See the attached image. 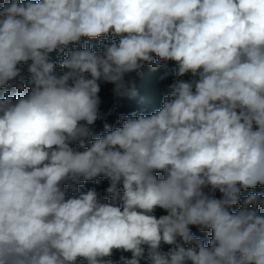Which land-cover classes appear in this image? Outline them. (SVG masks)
<instances>
[{
    "label": "clouds",
    "instance_id": "1",
    "mask_svg": "<svg viewBox=\"0 0 264 264\" xmlns=\"http://www.w3.org/2000/svg\"><path fill=\"white\" fill-rule=\"evenodd\" d=\"M258 186L264 0H0V264H264Z\"/></svg>",
    "mask_w": 264,
    "mask_h": 264
},
{
    "label": "trees",
    "instance_id": "2",
    "mask_svg": "<svg viewBox=\"0 0 264 264\" xmlns=\"http://www.w3.org/2000/svg\"><path fill=\"white\" fill-rule=\"evenodd\" d=\"M175 65L173 62H168L165 65H162L160 68L153 70L150 66H145L141 74L147 73V84H151L155 90L157 91H164L167 85V82L170 81L171 83L174 81L175 77L173 75ZM188 77H185L187 79ZM115 109L121 114H130L136 111V107L134 103H126L124 105H115ZM136 113V112H135ZM261 187H257L254 190H248L243 193V195H248L250 191L260 192ZM219 197V193L216 194Z\"/></svg>",
    "mask_w": 264,
    "mask_h": 264
}]
</instances>
